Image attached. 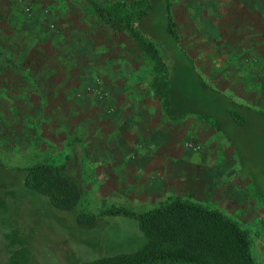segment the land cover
Masks as SVG:
<instances>
[{"label":"crops","instance_id":"crops-1","mask_svg":"<svg viewBox=\"0 0 264 264\" xmlns=\"http://www.w3.org/2000/svg\"><path fill=\"white\" fill-rule=\"evenodd\" d=\"M15 1L0 0V124L5 122L12 147L36 144L44 157L40 163H61L70 155L81 182V209L84 191L91 196L86 204L93 209L82 211L99 213L106 199L109 207L144 212L176 197L233 219L225 207L253 214L264 209L252 186L245 189L251 181L240 178L232 145L212 120L197 114L170 120L151 85V71L133 68V57L121 56L119 38L113 41L119 51L109 53L107 37L69 0H32L29 10ZM168 4L179 45L186 51L182 42L193 44L189 52L200 61L191 57L194 65H207L197 70L203 78L215 67L206 48L222 46L228 48L225 58L237 65L234 82L243 80L241 67L248 64L252 76L263 80L264 0ZM20 122L31 126L22 132ZM183 131H191L189 137ZM102 228L116 239L139 234L135 221L121 216L105 217Z\"/></svg>","mask_w":264,"mask_h":264},{"label":"trees","instance_id":"trees-1","mask_svg":"<svg viewBox=\"0 0 264 264\" xmlns=\"http://www.w3.org/2000/svg\"><path fill=\"white\" fill-rule=\"evenodd\" d=\"M86 1L115 31L130 32L140 42L139 49L155 63L153 88L162 98L170 120L197 114L211 119L227 135V127L244 128L252 119L259 122L255 126H261L264 110L236 101L224 88L215 87L196 71L179 45L168 0H135L126 7L120 3L115 11L96 0ZM155 16L162 18L159 21L163 28L155 24ZM73 169L68 156L63 163L39 162L8 169L12 178L1 173L4 180L0 188L22 185L27 193L44 198L54 210L70 215L73 224L85 230L104 227L105 217L132 219L144 237L134 251L101 255L75 264H257L250 238L235 219L190 199L172 198L144 212L123 206L99 213L82 211L81 182ZM24 231L17 221H0V264H29L33 254Z\"/></svg>","mask_w":264,"mask_h":264},{"label":"rangeland","instance_id":"rangeland-1","mask_svg":"<svg viewBox=\"0 0 264 264\" xmlns=\"http://www.w3.org/2000/svg\"><path fill=\"white\" fill-rule=\"evenodd\" d=\"M96 1L102 7L110 8L115 11L117 4L119 5L121 3V5L123 4L122 7H126V5L135 0ZM169 2L172 3V0H169ZM69 4L77 6L83 13V17L91 19L95 22V26L100 28V34L104 36V38L107 37V40L105 39L106 46L112 49V51L108 50L109 53L112 52L115 54L119 51L117 45L113 44L115 38H119L118 40H121V56H132L133 60L131 62L134 63L131 65L133 68L144 67L151 71L150 78L151 85L153 86L156 71H153L152 68L154 69L155 63H152L149 57L139 49L138 46L140 42L132 36L130 32L127 30L120 32L115 31L105 22L103 17L90 8L86 0H69ZM32 5L33 4H31V6ZM122 7L121 9H124ZM161 19L162 18H159V16H155L154 18V22L159 28H163L159 21ZM28 24H30V22ZM180 34L182 35L181 32ZM95 36L96 39H99V36ZM226 42L229 43L228 41ZM179 43L181 44V41ZM182 43H184L186 47L187 52L185 51V53L187 56L190 59L193 57V59H195L194 61L199 63V59L189 52L193 51L194 45L189 44L188 41ZM206 49V54L209 55L208 57L213 61L215 59V64L212 67H216V69L215 67L213 68L211 75L209 78H206V80L217 88H224V92L229 94L236 101L247 104L250 103L264 110V78L260 80L252 76L253 69L251 68V64L243 66V69L241 67L240 72L241 74L244 72L243 74L245 77H243V80L234 82L232 74H234L237 65L223 55L228 54V48L215 46L213 48L207 47ZM260 49L264 50V42L260 44ZM64 62L62 65H64ZM149 64L152 65V67ZM192 64L196 71L198 69L204 70V67L207 66L205 63H202L203 65L201 64V66L197 63L194 65L193 61ZM253 66L252 64V67ZM239 68L240 65H238V69ZM159 70L160 69H158V71ZM197 72L200 74L199 71ZM3 110L1 106L0 114L3 113ZM258 123L259 122L252 119L244 128L227 127L226 129L229 137L224 130L218 129L216 132L226 139L229 144L232 143V150L235 152L236 159L235 165L238 167L239 171H243L240 178L244 181H251V183L248 181L249 183L246 184L245 189H250L252 186L255 197L262 200L264 196V120L260 122V127L255 126ZM5 125V122L0 124V174H6L8 178H12V172H8V169L42 162L44 161V157H42L36 144L17 143L12 147V137L8 138L6 136L7 132H5ZM19 125H24L22 126V132H24L26 127L31 126L23 122H20ZM190 132L191 131H183L181 134L182 136L189 137L188 134ZM23 149H26V156L23 155ZM67 156L70 158V155H64L61 163L66 161ZM55 163H58V161ZM3 180V176L0 175V182ZM6 183L7 182H5V184ZM84 193L86 198L82 209L88 211L93 209L86 204L91 196L89 191H84ZM103 200L105 201H103V206L100 205L96 210L109 208L110 204H108V202L112 201L107 202L106 199ZM225 213L233 215L239 225L245 229L250 238L254 256L258 261L257 263L264 264V256L262 255V253H264V209L258 210V213L255 211L253 214L247 212V210H242L239 206L231 209L225 207ZM1 220L17 221L20 223L21 227H23V230H25L24 233L30 241L29 251L33 254V258L30 260L29 264H75L79 260L94 259L101 255H110L117 252H131L136 250L144 242V237L140 232L137 235L133 232L127 233L124 239H118V237L116 239L114 237L116 233H112L110 229L100 228L85 230L78 228L73 224L70 215L58 213L44 198L27 193L25 187L22 185L7 184L6 187L0 188V221Z\"/></svg>","mask_w":264,"mask_h":264},{"label":"built area","instance_id":"built-area-1","mask_svg":"<svg viewBox=\"0 0 264 264\" xmlns=\"http://www.w3.org/2000/svg\"><path fill=\"white\" fill-rule=\"evenodd\" d=\"M16 1L20 2L25 7V9L27 10L31 9L32 0H16ZM187 145L193 146L192 144H187Z\"/></svg>","mask_w":264,"mask_h":264}]
</instances>
